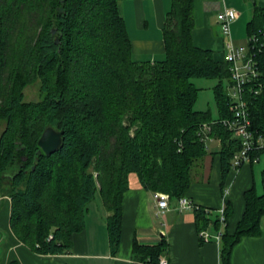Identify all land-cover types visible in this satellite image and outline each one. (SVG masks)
I'll use <instances>...</instances> for the list:
<instances>
[{"label":"trees","instance_id":"1","mask_svg":"<svg viewBox=\"0 0 264 264\" xmlns=\"http://www.w3.org/2000/svg\"><path fill=\"white\" fill-rule=\"evenodd\" d=\"M119 1L0 0V183L11 199L12 232L39 254L71 252L73 235L83 229L87 205L98 194L109 211L115 255L121 198L131 174L145 190L178 198L205 179L207 155L218 154L222 184L241 149L239 137L193 107L197 89L191 79H216V119L231 114L228 63L193 43V0H171L163 26L165 54L152 62L132 58ZM248 1L249 34L264 27V0ZM31 82H38L39 98L25 100L23 89ZM247 99L256 138L264 135V86ZM204 124L212 125L210 132L204 133ZM48 126L62 132L59 148L49 155L38 153L37 143ZM213 137L220 147L209 152ZM260 181V192L254 186L243 192L245 208L234 231L222 234V264H229L240 238L260 233L264 169ZM200 207L199 232L210 213ZM231 211L224 199L225 221ZM164 248L163 240L134 241L131 264H156Z\"/></svg>","mask_w":264,"mask_h":264},{"label":"crops","instance_id":"2","mask_svg":"<svg viewBox=\"0 0 264 264\" xmlns=\"http://www.w3.org/2000/svg\"><path fill=\"white\" fill-rule=\"evenodd\" d=\"M230 1L193 0V43L210 49L216 61H222L225 53V39L216 15L222 8L232 7ZM170 8L171 0L119 1L135 61L163 59V26ZM246 21L244 14L238 12V17L231 23V32L233 28L236 30V24L237 29L244 25L247 32ZM206 159L205 179L193 182L184 196L194 204L210 209L209 221L202 230L209 235L207 241L200 236L195 211L179 209L176 197L169 199L167 209L159 211L153 191L145 190L133 175L121 198V240L115 255L110 252L106 225L109 211L98 194L87 205L83 229L73 235L71 252L39 254L12 232L9 225L11 199L0 183V264H131L134 241L156 244L162 240L165 248L160 257L168 264H222V235L219 241L216 236L225 230L234 231L245 208L243 192L252 186L259 192L257 180L264 169V160L259 156L253 164L246 162L237 169L230 168L221 184L218 154L207 155ZM224 199L231 203L232 211L222 225L218 211ZM229 264H264V214L259 235L240 238L231 249Z\"/></svg>","mask_w":264,"mask_h":264},{"label":"built area","instance_id":"3","mask_svg":"<svg viewBox=\"0 0 264 264\" xmlns=\"http://www.w3.org/2000/svg\"><path fill=\"white\" fill-rule=\"evenodd\" d=\"M220 31L225 39V53L223 60L229 65L230 81L226 86L228 97V109L230 115L221 119H215L211 124L220 122L229 131L240 138L241 149L233 155L232 165L234 169L239 168L243 163L250 162L252 153L264 150V135L253 137L249 130L251 119L248 111L247 94L257 95L264 86V27L255 29L248 34L247 46H234L231 38V23L238 17V12L231 7L222 8L216 15ZM211 124H204L203 131L208 133ZM227 191V190H226ZM225 191V192H226ZM159 211L167 209L170 196L166 192L154 191ZM179 209H201L199 205L191 202L187 197L177 198ZM205 213L209 210L204 208ZM219 222L225 223L224 204L218 211ZM221 232L217 234L216 240L221 238ZM200 236L207 241L208 233L201 231ZM156 264H168L165 258L160 257Z\"/></svg>","mask_w":264,"mask_h":264},{"label":"rangeland","instance_id":"4","mask_svg":"<svg viewBox=\"0 0 264 264\" xmlns=\"http://www.w3.org/2000/svg\"><path fill=\"white\" fill-rule=\"evenodd\" d=\"M236 11H238L241 14H244V17H246L247 21L251 18V3L248 0H231L229 3ZM234 4H237L234 5ZM231 32V38L234 46H247L248 44V32L245 31L244 25ZM237 31L238 34H235ZM191 81L193 82L194 87L197 89L196 98L194 100L193 107L195 110L199 111H207L210 113L212 119H216L219 115L218 108L216 105V100L214 97V91L213 88L217 83L216 79H210V78H203V77H195L192 78ZM24 98L25 100H36L39 98V85L38 82H31L28 83L24 89ZM220 142L216 137H213L211 140L207 141V149L209 152H216L219 150ZM260 156H262V159L264 160V153H262ZM260 162V164L263 163ZM259 166V164H258ZM257 166V167H258ZM256 167V168H257ZM133 174H131L132 177ZM258 190L261 191V181L260 178L257 180Z\"/></svg>","mask_w":264,"mask_h":264},{"label":"water","instance_id":"5","mask_svg":"<svg viewBox=\"0 0 264 264\" xmlns=\"http://www.w3.org/2000/svg\"><path fill=\"white\" fill-rule=\"evenodd\" d=\"M62 141V132L54 129L51 126L46 127L38 139V153H45L47 155L55 152Z\"/></svg>","mask_w":264,"mask_h":264}]
</instances>
